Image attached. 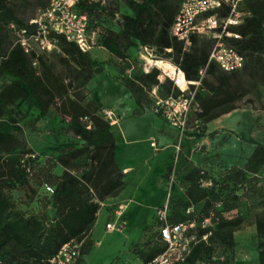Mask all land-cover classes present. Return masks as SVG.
Instances as JSON below:
<instances>
[{"label":"trees","instance_id":"trees-1","mask_svg":"<svg viewBox=\"0 0 264 264\" xmlns=\"http://www.w3.org/2000/svg\"><path fill=\"white\" fill-rule=\"evenodd\" d=\"M27 1L0 0V264H48L74 240L83 243L77 264H87L84 257L95 245L92 233L104 203L126 188L113 125L105 119L100 95L89 91L109 61L95 59L93 50L84 53L56 33L50 35L55 51L26 54L16 45L11 26L27 27L18 16V3ZM35 1L43 10L49 5V0ZM122 2L123 12L107 0H80L76 9L87 15L90 30L97 33L95 49L118 62L121 77L116 79L136 104L134 116L152 108L155 87L163 97L178 94L169 80L160 84L158 70L144 73L139 58L129 55L140 46L181 68L188 80L201 82L198 109L189 122L196 132L190 137H205L210 123L247 106L264 111V0H245L251 17L231 29L239 39H225L246 60L241 71L231 73L209 62L212 40L193 36L186 49L172 36L182 0ZM56 117L61 128L54 138L61 141L39 154L25 133H37L42 120ZM242 138L254 146L245 166H232L219 177L195 166L179 179L186 200L169 201V222H195L193 232L201 240L182 264H235L236 234L248 226L249 218L259 264H264V144ZM172 171L167 169L168 178ZM210 218L212 226L203 227ZM158 227L156 219L145 228L146 239L132 248L143 264L167 248Z\"/></svg>","mask_w":264,"mask_h":264},{"label":"rangeland","instance_id":"rangeland-1","mask_svg":"<svg viewBox=\"0 0 264 264\" xmlns=\"http://www.w3.org/2000/svg\"><path fill=\"white\" fill-rule=\"evenodd\" d=\"M111 3H117L121 6V12L125 11L122 0H107ZM18 16L24 23H29L37 18L42 12L43 8L37 5L35 0H28L27 2H19ZM12 40L10 39V42ZM140 47H134L130 50L129 55L133 58L140 59ZM92 56L99 61H109L106 65L104 73L96 76L90 83L89 91L98 93L101 97L103 106L106 110H111L115 113L116 110L121 111L123 115H129L124 124L127 141H132L129 146L121 138L119 132L114 130L118 142L117 152L121 154L126 149H142L143 158L155 159L153 163V170L149 165L137 168L131 175L130 190L135 200L133 202L132 210L128 213L126 219L127 224L123 232L119 231L122 221L115 217L116 206L112 205L109 200L104 203V207L99 213L96 225L93 230L92 240L95 245L91 252L84 257L87 264H143L141 260L137 259L132 252V248L143 242L146 238L145 228L151 224L152 213L149 207L153 205L158 199L150 197L152 193L157 194L155 188V179L152 175L157 177L158 171H165V164L171 157L173 161L176 148L165 147L163 140H167V134L163 140L158 141L159 150H155L150 145V138L153 135L155 122L154 119L160 118L158 115L151 111L148 106L145 114L142 116H134L136 104L131 97L129 90L116 79L120 76L118 62L109 56L104 50L96 48L91 52ZM53 59L55 57H52ZM127 75H131L127 72ZM264 104V88L262 89ZM116 118V115H115ZM161 119V118H160ZM60 117L55 119L47 118L39 123V131L32 133L26 131L24 138L28 141L29 146L37 153L41 154L47 152L49 148L55 146V143H60L61 139H55V134L61 128ZM158 121V119H157ZM160 121V120H159ZM163 123V122H162ZM166 131H172V134L177 137L168 125ZM193 127H191L192 131ZM193 132H191L192 134ZM213 134V137L210 135ZM170 134H168L169 136ZM170 137V136H169ZM242 137L253 138L254 140L264 144V111L254 110L251 106L245 107L240 110L239 114L230 115L216 120L208 125L205 137L197 140L189 136H184L181 145L185 154L190 160L183 158L180 166L182 173L188 172L192 165L202 167L209 170L216 176H220L223 171L232 166H245L254 146L247 143ZM171 138V137H170ZM163 144V150L162 149ZM175 151V152H173ZM157 156H159L157 158ZM139 158L137 160H141ZM126 160L132 161L129 152H126ZM191 166V167H190ZM264 177V171L260 173ZM170 182L178 181V173L171 172L169 177ZM155 182V183H154ZM170 191L174 198H185L181 189L176 183ZM166 197L167 193L166 192ZM160 195L157 196L159 198ZM199 209V208H198ZM198 209H196L198 211ZM251 218L248 219V226H253ZM112 224L116 227V231L110 232L107 225ZM155 231V230H154ZM254 231L247 230L238 235V259L236 264H259L258 251L252 242Z\"/></svg>","mask_w":264,"mask_h":264},{"label":"built area","instance_id":"built-area-1","mask_svg":"<svg viewBox=\"0 0 264 264\" xmlns=\"http://www.w3.org/2000/svg\"><path fill=\"white\" fill-rule=\"evenodd\" d=\"M79 1L49 0L48 7L30 21L27 27L12 25L16 45L21 46L26 54L52 53L57 49V44L50 39V35L56 33L65 36L69 42L76 43L84 53L94 50L97 45V33L90 30L87 15L81 14L76 9ZM94 1L106 2V0ZM244 3L245 0H182L171 34L184 42L186 49L191 48L193 36L212 40L213 47L209 62L216 63L224 72L241 71L245 67L246 60L228 45L225 39L240 38L231 29L242 25L246 18L251 17ZM139 60L144 73L149 74L153 70H158L160 84L169 80L178 91L175 96L163 97L159 93V87H155L150 93L154 99L151 111L178 131L180 138L191 132L195 133L196 129L191 131L189 122L191 115L198 109L196 94L201 82L188 80L181 68L170 61L160 59L148 47H141ZM104 116L112 125L116 123L112 112H105ZM32 158L35 159V155H32ZM209 185L210 183H204V186ZM117 215L121 218V214ZM169 216L168 201L156 211L158 232L167 248L163 254L148 264H182L191 254L193 246L201 241L193 232L197 226L195 222L172 225ZM125 226L123 222L118 230L123 232ZM209 226H212V218L204 221L203 227ZM107 229L110 232L116 231V227L112 224H108ZM202 239L206 240L207 236H203ZM82 246L83 243L77 240L67 243L48 264H77Z\"/></svg>","mask_w":264,"mask_h":264},{"label":"crops","instance_id":"crops-1","mask_svg":"<svg viewBox=\"0 0 264 264\" xmlns=\"http://www.w3.org/2000/svg\"><path fill=\"white\" fill-rule=\"evenodd\" d=\"M103 110L105 112H108V111L112 112L114 114V116L116 115V118H115L116 123L112 127V132H113V134L115 136V139H116L117 149H118V145L119 144L117 142V138H116V135L114 133V130H117V133L119 132V134H120L121 138L123 139V141L130 148V146L132 144V141L131 142L127 141V136H126V132L124 130V125H123L124 124L123 122H125L127 117H130V114L129 115L128 114L127 115H123L121 113V111H118V110H116L115 113H114L111 110H106L104 108V106H103ZM239 112H240V110H238V111H236V112H234V113H232L230 115L239 114ZM144 114L145 113H143L142 115H144ZM142 115H140V116H142ZM230 115H227V116H230ZM227 116H224V117H227ZM160 118L156 117V119H154L155 127H154L153 135L150 138V145L156 151L159 150V144H157V143H158V141L163 140L164 137L167 134L168 139L165 140V141L163 140V143H165V145H166L165 147H167V148L171 147V145L176 148V150H175L176 151V154H175L176 157H174L173 161H171V157H169L168 161L165 164L166 168H165L164 172L163 171H158L157 177L156 176L154 177V174L152 175L153 180L155 179V182H156V183L154 182L155 183L154 185H155V188L157 190V194L152 193V195L150 197H152L155 200L156 199H158V200L155 201L153 203V205L149 207V210L152 213L151 214L152 215V220H151V224L146 226V227L153 226V223H155V221H156V211L159 208L163 207L168 201H170V200H186L185 190H184V188H182V186H180L179 179L182 176H184L185 174H187L192 168H194L196 166L195 164L194 165L191 164L192 168L190 170H188V172H186L184 174L182 173V170H181L182 168L180 166L181 160L183 158H185L187 160H190L188 158V156L185 154L184 150L182 149L181 141H182L183 138H180V135H179L178 131H176L175 129L170 127L162 118L161 119ZM157 119H158V121H157ZM167 125L173 131H175L176 134H178L177 137H175L172 134V131H169V133L166 131L167 130L166 129ZM168 134H170L169 136L171 138L168 136ZM189 135H191V133L188 134L187 136H189ZM192 138H194V137H192ZM153 144H155V146H153ZM164 148H163V144H162V149L161 150H163ZM175 151H173V152H175ZM126 152H129L130 157H133L132 161H127L126 160ZM158 157L159 156H157V158ZM139 158H142V159L141 160H137ZM116 160H117V163H118V166H119L120 170L125 174L126 188L117 198L108 199V200L110 201V203L112 205L116 206L115 217L120 219L122 221V223L124 222L125 224H127L126 217H127L128 213L132 210L133 202L135 200V196L132 195L131 190H130V186H131L130 180L132 179L131 175L136 171L137 168H140V167H143V166H146V165H149L150 169H152L153 168V163H154V160H156V157H155V159L143 158V151H142V149L139 148V149H128V150L126 149V151L124 153L121 152V154L119 152H117V150H116ZM169 167H172L173 171L178 173V181L177 182H174V181L170 182V179L167 177V169ZM173 182L176 183L177 186L181 189V191L183 192L185 198H174V195L170 193V191L172 190V187L174 186V184L172 185ZM165 191L166 192L168 191L167 197L165 196L166 195ZM158 195H160L159 198H157ZM201 207H202V205H200L196 209L201 208ZM117 214H121V218ZM125 228H126V226H125ZM247 230L254 231V235L252 237V242L257 248V241L255 239L256 231H255L254 225L250 226V227L247 226L242 231H240V232H238L236 234V240H237L238 245H239L238 235H240L241 233H243V232H245ZM144 238H145V236L143 237V239ZM238 254L239 253H238V246H237L235 264H236V261L238 259Z\"/></svg>","mask_w":264,"mask_h":264}]
</instances>
